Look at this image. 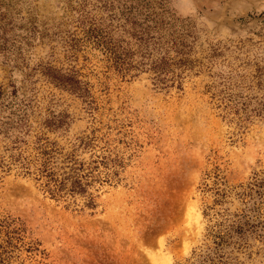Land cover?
Returning <instances> with one entry per match:
<instances>
[{"label": "rangeland", "instance_id": "1", "mask_svg": "<svg viewBox=\"0 0 264 264\" xmlns=\"http://www.w3.org/2000/svg\"><path fill=\"white\" fill-rule=\"evenodd\" d=\"M262 172L264 0H0L1 264H264Z\"/></svg>", "mask_w": 264, "mask_h": 264}, {"label": "trees", "instance_id": "2", "mask_svg": "<svg viewBox=\"0 0 264 264\" xmlns=\"http://www.w3.org/2000/svg\"><path fill=\"white\" fill-rule=\"evenodd\" d=\"M150 39H153L152 37H150ZM159 40V38H158ZM95 44L99 47H102L111 57L113 64L115 65L116 68L126 71L129 70L130 68L128 67V63L129 61L127 60L128 57V53L124 54L122 52H120L119 48L117 46H115L114 44H112V42H107V41H102V40H98L97 42H95ZM158 48H162V46L160 45V41L158 43ZM145 46H149L146 45ZM162 63H158L154 62L152 63V67L154 70L157 69V71H159V75L157 76V78L159 79V81L161 80V75L164 72V65L168 64V60L166 59V57H163L161 59ZM56 79V81L60 84H63L65 86H68L71 88V90L75 91V92H80L81 88H80V82L78 80H64L61 78H56V76H53V79ZM53 153L49 152L47 150H43L42 155H43V159L42 162L40 163V167L38 168V172H40V174L45 175L48 178V185L49 187H51V191L55 192H61L66 188V179H60L58 178V176L56 175V171L54 170V168L51 166L50 162H51V155ZM77 185L80 186L81 182H73V185ZM52 186H54V188H52ZM255 191L259 194L262 195L264 194V172H262L261 174L256 175L254 182L248 187V190H245L244 193H242L243 196H249L253 191ZM261 189H263V191H261ZM7 226V225H6ZM0 259H3V255L5 254V250L4 247L0 246ZM4 260H0V264L3 263Z\"/></svg>", "mask_w": 264, "mask_h": 264}]
</instances>
